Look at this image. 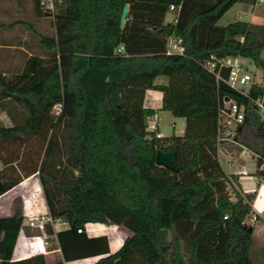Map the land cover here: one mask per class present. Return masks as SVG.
I'll return each instance as SVG.
<instances>
[{"label":"trees","instance_id":"obj_1","mask_svg":"<svg viewBox=\"0 0 264 264\" xmlns=\"http://www.w3.org/2000/svg\"><path fill=\"white\" fill-rule=\"evenodd\" d=\"M39 1L32 0L30 21H16L34 32L41 52L19 44L21 65L10 76L0 69V112L10 119H0V195L37 175L48 214L67 227L45 224L61 259L36 253L13 260L24 219L22 205L15 206L0 215V264L96 255L91 264H255L254 226L245 221L260 218L255 193L241 190L222 167L216 128L221 100L235 98L244 105L237 137L264 156V118L252 100L264 91V23L218 22L241 0H55L54 30L45 33L34 25L48 14ZM170 35L181 38L182 52H166ZM10 44L16 43L0 47ZM234 56L262 70L248 95L204 65ZM158 75L167 82L155 83ZM147 88L161 90V109L184 117L182 134L157 136L148 128L156 110L144 105ZM36 134L39 159L22 165L17 145ZM158 148L175 151L176 170L156 163ZM89 222L121 225L130 234L111 251L107 234H88Z\"/></svg>","mask_w":264,"mask_h":264},{"label":"rangeland","instance_id":"obj_2","mask_svg":"<svg viewBox=\"0 0 264 264\" xmlns=\"http://www.w3.org/2000/svg\"><path fill=\"white\" fill-rule=\"evenodd\" d=\"M32 13V0H0V42L16 43L10 44L8 47H0V69L5 71V73L9 76L12 75L16 68L21 65L23 60L22 54L19 50L20 48L17 45L20 44L21 47H26L27 49L28 46H30L33 51L41 52L34 32L29 27H27L25 23L16 21L18 19L30 21V15H32ZM172 17L173 14L169 13L168 18ZM235 19L247 20L254 23H264V1H256L254 3L244 0L238 1L224 13L218 22L220 24H226L227 22ZM34 25L45 33H53V20L52 16L49 14L39 16L36 20V24ZM262 55L264 56V50ZM247 66L249 73L252 75L253 81L260 83L262 81L261 68L252 61L247 62ZM167 80L168 78L166 75H158L154 82L156 81L166 83ZM145 104L154 107L157 113H155V117H150V123H148L149 125H151V122H153L151 121L153 118L156 120L159 118V130L162 135L168 136L172 134H182L183 126L185 125V119L184 117L173 115L169 110L160 108V90L148 88L146 91ZM57 109L58 105H55L53 107V112L57 111ZM0 119L5 124H10V119L5 112H0ZM11 147L15 146L12 145ZM17 147L21 152V161L23 162H16L17 165L20 166V163L23 165L24 163L35 162L39 159L40 153L42 151V137L38 134L33 135L25 141L24 145L19 144ZM227 150L228 151H225V156L224 154L219 153L218 157L220 158V163L223 164L228 173L231 172V169L238 167L239 163H249L236 151V149L228 147ZM3 152L4 155L8 153L7 151ZM229 161L231 163H229ZM21 181H23V183L15 188L11 196H6V198L2 200V204H9L12 206V210L15 208V206L22 205L24 214L27 211L26 205L32 198L39 203H43L44 207L45 201L43 197L42 186L37 175L24 177ZM241 190H243L242 187ZM257 204L259 203L254 201V205L256 206ZM3 205L2 207H4ZM39 206L35 211H33V213L28 215L30 216L27 218L29 221L33 220L36 222L38 221V217L46 213V210L44 208H39ZM259 220H256L252 214L247 216L245 219L246 223L251 224L254 227ZM62 221L63 220H61L58 224L59 227H64L67 225V222ZM261 221H259V223ZM103 227L108 233L107 235L111 237L113 234H117V236L120 238H124L126 233H130L127 228L121 225L111 223L103 224ZM46 236L50 242L49 246L53 247L55 245L53 242L54 238H51L47 233ZM262 236L263 234L258 232H256L255 235L253 234V242L249 249L250 257L255 264H264V242L263 238L261 239Z\"/></svg>","mask_w":264,"mask_h":264},{"label":"built area","instance_id":"obj_3","mask_svg":"<svg viewBox=\"0 0 264 264\" xmlns=\"http://www.w3.org/2000/svg\"><path fill=\"white\" fill-rule=\"evenodd\" d=\"M264 1V0H257ZM40 7L43 11L48 14H52L55 10V0H40ZM169 9H176L174 4L169 6ZM118 51L123 50V45L120 44L117 48ZM183 46L181 44V38L175 36H169L167 42V53L173 52H182ZM247 57L243 56H234V57H226L220 60H215L214 58H210L205 61L204 65L210 71L215 73L216 79H220L227 83L232 88L238 90L239 92L248 95L250 87L254 83H258L253 81L252 75L248 71L247 62H250ZM253 62V61H252ZM224 68H228L227 74L224 75L222 70ZM253 103L256 109L261 114L262 118H264V91L254 97ZM156 115L154 114L153 117ZM244 118V105L238 102L235 98L230 96H225L221 100L218 107L217 114V128H216V143H217V151L220 153H224L228 151V147H232L236 149V151L247 161H253V168L250 170L249 164L243 163L239 165V167L231 169L230 174L236 175L237 180L240 184V187L243 190H247L249 184L243 183V178H249L252 181L259 180L261 174L259 171L264 170V156H262L259 152L251 149L242 141H240L237 137V128L242 123ZM150 120V118H149ZM148 120V123L150 121ZM151 125L148 124L149 129H154L156 131L157 136H161L162 133L159 130L158 119L151 120ZM151 126V127H150ZM260 159V161H258ZM228 173V172H227ZM255 189V185L252 186ZM55 220L51 216L46 213L42 214L38 217V221L30 220L29 224L37 227L42 233L45 232V224L49 222L52 224ZM80 230V229H78ZM23 239L29 244L33 245L38 238L36 235H21Z\"/></svg>","mask_w":264,"mask_h":264},{"label":"crops","instance_id":"obj_4","mask_svg":"<svg viewBox=\"0 0 264 264\" xmlns=\"http://www.w3.org/2000/svg\"><path fill=\"white\" fill-rule=\"evenodd\" d=\"M33 17H34V15H33ZM155 83H161V82L155 81ZM147 89H146V91H147ZM154 89H156V88H154ZM157 90H159V89H157ZM146 91H145V98H146ZM161 97H162V92H161ZM145 98H144V105H146L145 104ZM146 106H148V105H146ZM149 107H151V106H149ZM158 126H159V118H158ZM184 126H183V129H184ZM219 153H220V151L218 152V155H219ZM222 154H224V156H225V152ZM248 162L249 163H246V164H249L248 168L251 170L253 168V161L250 160ZM229 163H231V162L229 161ZM241 164H243V163H239V165H241ZM221 165L224 168V170L226 172H228L222 163H221ZM239 165H238V167H239ZM31 176H33V175H30L28 177H31ZM242 182L249 184L247 190H245L246 192H252V191L255 192V196L252 200V208L256 213L259 214V216H260L259 219H261L262 221L258 219L261 222L260 223H259V221L257 222L256 226L253 229V234L255 235L256 232L263 234L261 239L263 238V242H264V175H261L259 180H256V181H252L251 179L245 177L242 179ZM22 183H23V181H20L17 185H15L11 189H9L8 191H6L2 195H0V215H8V214H11L13 212L12 206H10L9 204L3 205L2 200L4 198H6V196L7 197L11 196V194L15 190V188L20 186V184H22ZM254 185H255V189L252 187ZM259 190H260V195H259ZM44 201H45V199H44ZM254 201L258 202L259 204H257L255 206ZM2 205L4 207H2ZM38 206H39V208H44L46 210V213H48L47 212V206H46L45 202H44V207H43V203H41V202L39 203V202L35 201L33 198L30 199V202H28V204L26 205V209H27L26 213L24 214V211H23L24 219H23L22 229H20L19 234H18L17 239H16V242H15V245H14V249H13V253H12V259L13 260L22 259V258L31 256V255L36 254V253H43L46 256V259L48 260V262H54L58 259H61V253H60L59 245H58V242H57L55 235L54 234L49 235L51 238H54L53 242L55 243V245L53 247H50L49 246L50 242H49V239H47L46 233L45 234L42 233L37 227L29 224V219H27V218L30 216H28V215L33 213V211H35ZM60 221L61 220H55L51 224L54 231H57L61 228L67 227V225L64 227H59L58 224L60 223ZM62 222H65V221H62ZM103 224L104 223H100V222H89L86 224V230H87L89 235L108 234L105 231ZM34 230H35V232H34ZM129 234L130 233H126V235H129ZM21 235H36V236H38V238L36 239V241L33 245H29L23 239V237ZM108 238H109V247H110L111 251H115L122 244V241L124 239V238H120L119 236H117V234H113L112 237L108 235ZM99 256L100 255L64 261V264H91L95 260H97V258Z\"/></svg>","mask_w":264,"mask_h":264},{"label":"water","instance_id":"obj_5","mask_svg":"<svg viewBox=\"0 0 264 264\" xmlns=\"http://www.w3.org/2000/svg\"><path fill=\"white\" fill-rule=\"evenodd\" d=\"M127 13H128V3H125L120 17V26L124 24ZM155 161L157 164L164 165L173 170H176L178 168L176 153L173 150H164L158 148L155 153ZM251 229L252 227L249 226V230Z\"/></svg>","mask_w":264,"mask_h":264}]
</instances>
